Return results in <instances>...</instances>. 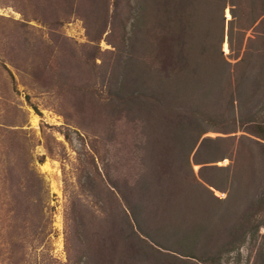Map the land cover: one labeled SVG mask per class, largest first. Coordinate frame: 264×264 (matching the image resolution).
I'll return each mask as SVG.
<instances>
[{
    "label": "trees",
    "instance_id": "obj_1",
    "mask_svg": "<svg viewBox=\"0 0 264 264\" xmlns=\"http://www.w3.org/2000/svg\"><path fill=\"white\" fill-rule=\"evenodd\" d=\"M90 1V38L113 48L108 116L132 125L139 174L93 181L114 205L102 227L72 203L68 258L225 264L264 212V0Z\"/></svg>",
    "mask_w": 264,
    "mask_h": 264
},
{
    "label": "rangeland",
    "instance_id": "obj_2",
    "mask_svg": "<svg viewBox=\"0 0 264 264\" xmlns=\"http://www.w3.org/2000/svg\"><path fill=\"white\" fill-rule=\"evenodd\" d=\"M90 3L0 0V264H77L65 250L68 208L74 203L87 225L102 227V207L111 211L114 205L93 181L101 186L99 173L119 182L138 177L133 127L108 116L113 48L105 34L90 38ZM224 15L230 18L228 8ZM222 48L226 53L225 41ZM256 221L258 232L225 264L264 259V212ZM32 229L38 233L31 241Z\"/></svg>",
    "mask_w": 264,
    "mask_h": 264
},
{
    "label": "water",
    "instance_id": "obj_3",
    "mask_svg": "<svg viewBox=\"0 0 264 264\" xmlns=\"http://www.w3.org/2000/svg\"><path fill=\"white\" fill-rule=\"evenodd\" d=\"M225 42L227 43V41H226V37H225ZM227 46H228V44H227ZM229 51H228V48H227V52L226 53H228Z\"/></svg>",
    "mask_w": 264,
    "mask_h": 264
}]
</instances>
